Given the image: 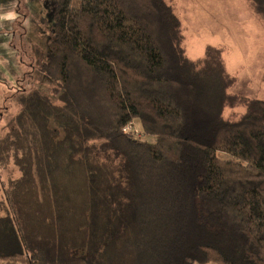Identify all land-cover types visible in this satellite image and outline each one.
Returning a JSON list of instances; mask_svg holds the SVG:
<instances>
[{
    "label": "trees",
    "instance_id": "trees-1",
    "mask_svg": "<svg viewBox=\"0 0 264 264\" xmlns=\"http://www.w3.org/2000/svg\"><path fill=\"white\" fill-rule=\"evenodd\" d=\"M54 1L52 95L0 139V264H264V100L166 0Z\"/></svg>",
    "mask_w": 264,
    "mask_h": 264
},
{
    "label": "rangeland",
    "instance_id": "rangeland-1",
    "mask_svg": "<svg viewBox=\"0 0 264 264\" xmlns=\"http://www.w3.org/2000/svg\"><path fill=\"white\" fill-rule=\"evenodd\" d=\"M166 1L181 20L187 57L198 60L207 47L220 48L227 71L236 79L229 92L264 100V19L250 0ZM54 5V0H0V139L22 109L24 90L52 95L55 83L43 64L54 32ZM243 112L228 108L225 116ZM132 127L139 137L153 141L137 122ZM20 177L15 166L0 164L1 187Z\"/></svg>",
    "mask_w": 264,
    "mask_h": 264
}]
</instances>
